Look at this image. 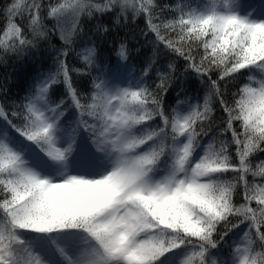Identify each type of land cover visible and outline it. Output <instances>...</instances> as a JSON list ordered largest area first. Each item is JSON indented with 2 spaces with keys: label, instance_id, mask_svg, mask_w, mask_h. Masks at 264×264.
<instances>
[{
  "label": "snow or ice",
  "instance_id": "1",
  "mask_svg": "<svg viewBox=\"0 0 264 264\" xmlns=\"http://www.w3.org/2000/svg\"><path fill=\"white\" fill-rule=\"evenodd\" d=\"M105 15L143 17L153 52L184 72L153 56L137 73L123 43L97 65L85 46L97 75L78 94L70 72L84 70L67 58L88 22L108 31ZM51 36L62 44L51 67L17 92L0 82V264H264V14L244 0L0 9V62L42 59ZM191 75L202 97L188 98Z\"/></svg>",
  "mask_w": 264,
  "mask_h": 264
},
{
  "label": "trees",
  "instance_id": "2",
  "mask_svg": "<svg viewBox=\"0 0 264 264\" xmlns=\"http://www.w3.org/2000/svg\"><path fill=\"white\" fill-rule=\"evenodd\" d=\"M264 0H244L246 10L253 13L261 5ZM160 4L171 3L172 0H157ZM8 3V0H0V9ZM100 23L108 27L107 32H97L95 26L97 24L96 20L88 22L85 27V34L76 40L75 45H73V50L70 51L67 62L70 69H82L81 73L75 71L70 72L72 77L73 86L77 89L78 94H86L90 87L91 76L97 75L95 71L87 69L83 64L82 57L78 55L81 52L82 46L96 48L98 53L97 65L101 62L107 65L109 63H114L116 56L115 51L119 48L120 44L123 43L129 53V59L127 63L132 66L133 70L139 73L143 67H145V61L148 57L156 56L152 50V46L147 43L145 36L142 34V30L146 31V26L144 23V18L133 20L131 17L125 22L123 19L117 23L114 15H105L100 18ZM150 38H154L150 36ZM62 47L61 42L56 36H51L48 41H41L40 43V54L42 59L33 62L32 60L19 61L15 58L7 59L4 62H0V82L7 81L9 85L12 86L13 92H17L22 86L24 80L32 75L33 69H38L41 71H46L52 66L53 60L56 56V52L53 48ZM157 59V67H166L168 60L171 59L177 65L176 75H181L184 72V63L180 58L168 54L164 55V52H160ZM41 65L43 67L41 68ZM90 73V75L88 74ZM150 75L155 78V72L153 71ZM182 79H184L181 76ZM215 78V76H213ZM186 85L188 88V98L195 97L197 95L203 96L204 92L199 80L191 75L186 79ZM56 91L58 94L64 93V86L57 85ZM231 91H235L232 88ZM174 95L168 98L169 104H174ZM195 102V101H193ZM201 99V103H202ZM214 116L218 113L214 112ZM233 155H235L233 151ZM251 179V177H249ZM259 179V178H257ZM234 202H243L242 196L234 197ZM254 204V202H253Z\"/></svg>",
  "mask_w": 264,
  "mask_h": 264
},
{
  "label": "rangeland",
  "instance_id": "3",
  "mask_svg": "<svg viewBox=\"0 0 264 264\" xmlns=\"http://www.w3.org/2000/svg\"><path fill=\"white\" fill-rule=\"evenodd\" d=\"M252 14L254 16H261L262 14H264V1L262 2V5ZM84 47H85V45L81 47V52L84 50ZM242 230H243V226H242L240 231H242Z\"/></svg>",
  "mask_w": 264,
  "mask_h": 264
}]
</instances>
